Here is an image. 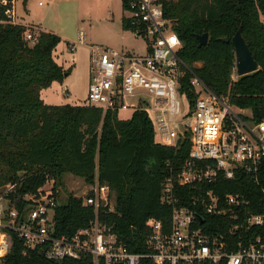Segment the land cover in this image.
Wrapping results in <instances>:
<instances>
[{"label":"trees","instance_id":"1","mask_svg":"<svg viewBox=\"0 0 264 264\" xmlns=\"http://www.w3.org/2000/svg\"><path fill=\"white\" fill-rule=\"evenodd\" d=\"M0 0V189L22 220L27 204L22 197L36 194L50 181L63 186L65 176L81 179L89 185L96 173L102 184L114 194V212L98 211L99 220L112 228L126 248L147 255L151 236L148 222L167 226L172 209L161 203L163 184L175 177L187 161L191 149L188 136L175 147L156 141L154 124L142 111L129 120L117 113L84 105H46L43 90L63 83L71 69H64L55 58L61 38L40 31L37 42L25 40L27 25L6 22V7ZM10 1V0H6ZM182 48L181 59L194 68L202 81L217 95L228 99L240 110H250L252 120L264 119V0H177L166 8ZM123 28L129 30L123 21ZM242 27L243 36L260 69L232 80L236 70L232 38ZM208 34L207 45L199 47L198 38ZM228 38L229 42L224 39ZM200 63V66H197ZM191 98L196 95L185 83ZM237 179L224 183L226 192H241L258 204L264 203L259 187ZM222 183V182H221ZM247 191V192H246ZM180 205L189 206L190 188L176 189ZM248 192H252L251 194ZM96 213L84 207L81 199L69 194L58 205L53 219L54 236H73L89 226ZM207 224L209 219L206 218ZM12 246L1 264H92L89 258L45 259L39 249L29 250L18 235L6 229ZM142 264H151L143 260Z\"/></svg>","mask_w":264,"mask_h":264},{"label":"built area","instance_id":"2","mask_svg":"<svg viewBox=\"0 0 264 264\" xmlns=\"http://www.w3.org/2000/svg\"><path fill=\"white\" fill-rule=\"evenodd\" d=\"M175 1L122 0L125 26L145 40V54L90 48L87 106L118 116L125 111L147 113L162 146L175 147L186 136L191 141L187 161L177 176L163 184L161 203L172 209L169 224L148 222L152 252H130L112 228L99 220L98 211L114 212L115 202L110 187L96 173L92 184L84 183L85 191L78 198L84 207L95 210V219L71 237L54 236L53 219L59 205L54 182L21 198L27 204L22 220L4 197L12 188L6 186L0 198V258L11 249L6 232L10 229L27 249H39L55 263L89 258L92 264H142L145 259L151 264H264V203L251 200L245 191L233 193L224 188V183L231 185L237 179L243 188L241 180L247 179L264 195V119L245 121L228 99L214 93L181 59L182 44L165 11ZM2 4L6 22L21 24L16 0ZM40 31L27 25L25 40L36 43ZM85 45L81 33L69 48L74 52ZM186 82L195 98L185 90ZM62 93L68 95L69 89L63 87ZM177 187L191 189L189 206L180 205Z\"/></svg>","mask_w":264,"mask_h":264},{"label":"rangeland","instance_id":"3","mask_svg":"<svg viewBox=\"0 0 264 264\" xmlns=\"http://www.w3.org/2000/svg\"><path fill=\"white\" fill-rule=\"evenodd\" d=\"M16 11L19 23L37 25L39 29L41 27L61 38L55 58L66 70L71 69V74L63 83L55 82L50 88L42 91L41 98L48 105L79 106L86 103L91 47L130 51L136 55L146 53L145 40L137 37L133 31L123 28L125 12L122 0H16ZM81 33L85 35L86 45L71 52L69 46L78 42ZM197 66H200V63H197ZM231 78L233 81L238 80L236 70ZM63 87L69 89L68 95L62 93ZM234 109L245 121H251L250 110L239 112ZM132 114V111L121 112L119 119L129 120ZM177 129L182 130L181 127ZM156 141L159 142L157 136ZM53 182L50 181L47 185H52ZM63 183V186H55L58 204H65L69 194L81 198L85 191L81 179L65 176ZM3 194V189H0V198ZM111 197L114 199V194ZM3 205L4 209H7V203L3 202Z\"/></svg>","mask_w":264,"mask_h":264},{"label":"water","instance_id":"4","mask_svg":"<svg viewBox=\"0 0 264 264\" xmlns=\"http://www.w3.org/2000/svg\"><path fill=\"white\" fill-rule=\"evenodd\" d=\"M198 40L199 47L201 48L207 45L209 36L208 34H204ZM224 41L229 42V39L225 38ZM232 44L235 49L237 76L242 77L257 72L260 69V65L252 55L250 47L243 36L242 27L238 29L232 38Z\"/></svg>","mask_w":264,"mask_h":264},{"label":"crops","instance_id":"5","mask_svg":"<svg viewBox=\"0 0 264 264\" xmlns=\"http://www.w3.org/2000/svg\"><path fill=\"white\" fill-rule=\"evenodd\" d=\"M30 24V23H29ZM31 25H34V24H31ZM37 26V25H36ZM40 30L41 31H45V30H43L41 27H40ZM47 32V31H46ZM59 63V62H58ZM60 64V63H59ZM61 65V64H60ZM65 69V68H64ZM45 103V102H44ZM46 104V103H45ZM46 105H48V104H46ZM70 105V104H69ZM55 106V105H54ZM73 106H76V105H73Z\"/></svg>","mask_w":264,"mask_h":264},{"label":"bare ground","instance_id":"6","mask_svg":"<svg viewBox=\"0 0 264 264\" xmlns=\"http://www.w3.org/2000/svg\"><path fill=\"white\" fill-rule=\"evenodd\" d=\"M0 254H2V253H0Z\"/></svg>","mask_w":264,"mask_h":264}]
</instances>
